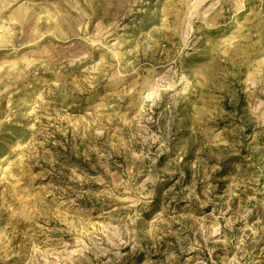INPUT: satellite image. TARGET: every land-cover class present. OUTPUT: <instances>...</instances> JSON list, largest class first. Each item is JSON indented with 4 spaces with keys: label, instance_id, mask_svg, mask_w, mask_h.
Listing matches in <instances>:
<instances>
[{
    "label": "rangeland",
    "instance_id": "1",
    "mask_svg": "<svg viewBox=\"0 0 264 264\" xmlns=\"http://www.w3.org/2000/svg\"><path fill=\"white\" fill-rule=\"evenodd\" d=\"M0 264H264V0H0Z\"/></svg>",
    "mask_w": 264,
    "mask_h": 264
}]
</instances>
